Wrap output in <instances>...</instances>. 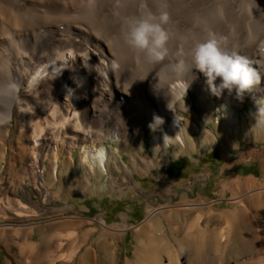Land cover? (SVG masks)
<instances>
[{"label":"bare ground","instance_id":"bare-ground-1","mask_svg":"<svg viewBox=\"0 0 264 264\" xmlns=\"http://www.w3.org/2000/svg\"><path fill=\"white\" fill-rule=\"evenodd\" d=\"M248 2L254 3L252 13L246 9ZM222 8L224 12H220ZM164 11L169 15V22L165 25L169 33V53L162 62L150 64L143 55L125 44L122 19L148 12L158 16ZM209 33L223 37L227 50L254 61L253 66L260 70L262 79L247 93L255 100L260 99L264 95V58L260 59L258 53L264 45V0H0V83L12 81L19 89L10 105V120L0 123V135L8 136L16 119L22 135L17 142L16 157L23 152L24 169L34 175L38 189L42 188L38 177L47 180L52 176L53 181L58 183L65 180L62 165L66 164L69 171L76 167L72 152L76 150L82 155L79 168L88 164L87 172L91 175L109 173L112 154L107 146H97L95 142L122 138L120 128L126 133L137 129L144 138L143 127L152 124L154 116L162 118L164 123L155 131L150 128L153 146L164 148L176 143L181 148L176 149L177 152H184V147L191 149L186 134L188 122L179 115V107L196 111L193 110L192 100L185 97L190 90L199 92L200 111L208 120L214 119L217 106V96L212 94L207 78L192 64V48L196 42L206 39ZM184 62L188 64L185 71ZM169 63H176L177 74L156 91H151V83ZM216 83L219 84V80ZM220 97H224V101L219 104L223 115L219 116L218 125L227 126L231 140L246 134L249 126L241 121L235 106L244 103V96L237 99L235 93L229 95L225 91ZM261 107L259 104L258 108ZM4 119L6 117L0 115V121ZM121 120H125L124 126ZM100 124H108L109 131L99 133ZM194 125L204 141L206 131L196 122ZM165 136L170 139L164 142ZM193 137L196 139L195 134ZM64 145L72 155L63 159L60 149ZM96 149H103L106 154L102 167L92 160L91 154ZM3 153L0 156L5 160L6 152ZM47 161L52 164L51 167H48ZM235 183L234 199L240 207L226 212L225 216L235 221L239 217H248L247 210L251 204L262 214L264 233V180L250 177L236 179ZM2 187L0 185V191H3ZM248 199L251 203L247 202ZM6 200L8 207L0 208V218L6 221L0 225V238L6 246H10L16 257L13 244L18 245L22 239L15 236L27 229H35L36 223L45 225L44 237L48 239L41 244L20 243L25 252L19 255H25L27 264H40V260L43 262V259L52 257L65 260L74 257L75 251H62L64 240H59L63 233L56 230L47 235L46 232L49 227L60 223L77 224L81 217L61 215L40 222L43 217L37 216L36 211H28V205L19 203L17 197L7 196ZM186 205L191 209L203 207L202 203ZM165 209L167 212L164 215L157 216ZM187 211L190 212L175 206L152 211L143 230L146 242L140 240V247L151 244L154 240L150 236L155 233L160 239L156 250L171 254L172 260L168 264H178L173 246L166 240L168 236L176 241L179 239L172 235L174 233L168 234L159 223L163 216L169 219L171 226L174 223L178 225L173 229L186 230L185 238L196 236L202 239L204 248L211 243V234L224 245L233 235L245 242L252 231H258L256 225L255 229L248 226L235 228L231 223L215 229L211 225L202 226L201 216L190 223ZM14 217L19 224L12 223ZM101 223L108 227L105 220ZM78 234V229L70 231V236H76V240H80ZM113 235V240L118 238ZM112 245L109 240L104 244L106 264L110 263L111 257H115L109 251ZM179 245L181 254L186 255L187 247ZM46 247L50 250L47 253L44 250ZM248 248V243H245L246 251H249ZM89 254L90 251H86L83 260L89 259ZM155 260L149 257L145 263L140 260L137 263L165 264L162 260Z\"/></svg>","mask_w":264,"mask_h":264},{"label":"rangeland","instance_id":"rangeland-1","mask_svg":"<svg viewBox=\"0 0 264 264\" xmlns=\"http://www.w3.org/2000/svg\"><path fill=\"white\" fill-rule=\"evenodd\" d=\"M146 7L148 8L147 4ZM246 9L252 13L254 3L248 2ZM220 12H224V8ZM258 57L264 58V45L260 47ZM175 65L176 63H169L163 67L161 74L151 83V91H156L165 81L177 74ZM187 67L188 64L185 63L184 71ZM199 95V92L190 90L185 97L192 100L193 110L196 112L179 107V115L188 122L186 134L191 149L184 147L182 148L184 152H177L176 149L181 148L176 143L164 148L153 146L149 124L143 127L144 138L139 135L137 129L126 133L120 128V132H123L122 138L115 141L95 142L97 146L101 144L107 146L112 154L108 164L109 173L91 175L87 172L88 164L85 168H79L82 155L76 150L72 151L76 167L69 171L66 164L62 165L65 179L59 182L62 184L58 181L54 182L52 176L47 180L38 177L37 181L42 185L40 189L35 184L34 175L24 169L23 152L18 158L16 157L17 142L22 139V135L16 125V119L13 120L9 135L5 137L0 135V147L4 153L6 152L3 153L5 160L0 156V185L3 186L1 188L3 191H0V208L7 206L6 198L11 196L17 197L19 203H26L28 211H36L37 216L43 217L40 222L61 215H75L82 218L77 224L60 223L49 227L46 232L47 235L55 233L56 230L63 233V237L59 240H64L62 251L64 253L75 251L74 257L71 260L62 257L47 258L48 262L43 259V262L40 260V264H106L103 248L108 240L113 242L109 251L115 255L110 258L109 264H138L139 260L145 263L149 257L168 264L172 260L171 254L156 250L155 246L160 239L155 233L150 236L154 240L151 244L140 247V240L146 242V234L143 230L150 213L168 206L190 210L186 213L190 223L201 216L202 226L211 225L210 227L214 229L231 223L235 228L241 229L245 226L255 229L256 225L258 230L252 231L245 242L233 235L224 245L220 244L221 241L217 236L211 234V243L204 248L202 239L196 236L185 238L186 230L173 229L178 225L174 223L171 226L169 219L163 216L159 223L168 234L174 233L172 235L178 236L179 239L176 241L168 236L166 240L173 246L178 264H246L247 262L263 264L264 233L260 210L249 204L247 210L249 216L239 217L237 221L232 217H226L225 213L233 212L240 207L234 199V191L237 189L236 179L245 180L254 177L259 181L264 180V130L254 127L258 105L264 107V95L255 100L246 92L244 103L235 104L241 121L247 123L249 130L232 140L228 138L227 126L225 124L219 126L217 122L219 116L223 115L219 104L224 101V97H215L217 106L214 119L208 120L200 111ZM121 121L124 126L125 120ZM137 121L139 122V119ZM194 122L206 131L207 137L204 141L201 140V133L196 130ZM99 127V133L109 131L108 124H100ZM140 127L141 125L138 126ZM194 134L196 139H193ZM2 150L0 153L3 152ZM213 151L218 152L216 157L211 156ZM70 152L66 145L60 149L63 159L69 154L72 155ZM47 165L52 166L49 161ZM247 202L251 203V200L248 199ZM192 203H202L203 207L191 209L186 205ZM210 209H212L211 213ZM166 210L159 211L157 216L164 215ZM103 219L108 226L106 228L101 223ZM11 221L15 225L19 224L15 217ZM4 223L6 221L0 218V225ZM38 224L36 223L35 229H27L15 237L22 239L21 244L45 243L48 239L44 237L45 225ZM75 229L79 231L80 240H76V236H70V231ZM113 234L118 238L113 240ZM20 243L13 244L17 257L10 246L0 243V264H18V262L27 264L25 255H19L25 252L20 247ZM245 243H248L249 251H246ZM179 244L187 247L186 255L181 254ZM48 249L44 248L47 250L46 253L50 251ZM86 251H90L87 257L89 259L83 260L85 257L82 256Z\"/></svg>","mask_w":264,"mask_h":264},{"label":"clouds","instance_id":"clouds-1","mask_svg":"<svg viewBox=\"0 0 264 264\" xmlns=\"http://www.w3.org/2000/svg\"><path fill=\"white\" fill-rule=\"evenodd\" d=\"M168 22L169 15L166 11L158 16L148 12L139 16L124 17L122 19L124 42L131 50L143 55L148 63H160L169 53V33L165 28ZM192 64L204 74L212 94L217 97L227 91L229 95L235 93L236 98L241 99L262 79L260 70L253 66L254 61L235 51L227 50L223 37H218L214 33H209L206 39L195 43L192 48ZM217 80L219 84L216 83ZM18 91L17 84L12 81L0 83V115L6 117L0 123H7L10 120V105ZM153 121L149 125L153 131L164 123L158 116H154ZM254 127L264 130V107L257 110ZM166 139L170 138L165 136L164 142ZM105 155L103 149H96L91 154L92 160L101 167Z\"/></svg>","mask_w":264,"mask_h":264},{"label":"trees","instance_id":"trees-1","mask_svg":"<svg viewBox=\"0 0 264 264\" xmlns=\"http://www.w3.org/2000/svg\"><path fill=\"white\" fill-rule=\"evenodd\" d=\"M218 155V152L217 151H213L212 153H211V156H217Z\"/></svg>","mask_w":264,"mask_h":264},{"label":"crops","instance_id":"crops-1","mask_svg":"<svg viewBox=\"0 0 264 264\" xmlns=\"http://www.w3.org/2000/svg\"><path fill=\"white\" fill-rule=\"evenodd\" d=\"M2 242L1 238H0V243ZM5 248H2V250H4ZM6 250V249H5ZM7 251V250H6ZM10 254V253H9ZM11 255V254H10Z\"/></svg>","mask_w":264,"mask_h":264}]
</instances>
